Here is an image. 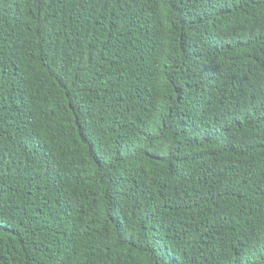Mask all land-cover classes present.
<instances>
[{
    "label": "trees",
    "instance_id": "trees-1",
    "mask_svg": "<svg viewBox=\"0 0 264 264\" xmlns=\"http://www.w3.org/2000/svg\"><path fill=\"white\" fill-rule=\"evenodd\" d=\"M0 264H264V0H0Z\"/></svg>",
    "mask_w": 264,
    "mask_h": 264
}]
</instances>
